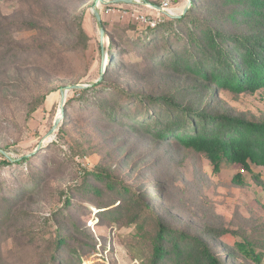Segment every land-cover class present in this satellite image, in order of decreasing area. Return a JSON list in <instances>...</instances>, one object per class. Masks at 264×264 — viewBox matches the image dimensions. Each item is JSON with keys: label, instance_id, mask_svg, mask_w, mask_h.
I'll list each match as a JSON object with an SVG mask.
<instances>
[{"label": "rangeland", "instance_id": "374dc122", "mask_svg": "<svg viewBox=\"0 0 264 264\" xmlns=\"http://www.w3.org/2000/svg\"><path fill=\"white\" fill-rule=\"evenodd\" d=\"M187 2L174 0L173 6L179 12ZM90 3L0 0V150L10 159L30 157L24 164L3 165L0 155V195L16 191L28 175L42 178L30 194L11 203L9 216L0 225V264H42L47 259L57 227L68 226L53 212L70 193L87 239L93 237L79 264H140L144 250L135 242V229L102 218L100 213L108 208L99 209L96 201L87 202L73 190L82 181V172L96 166L127 185H147L155 199L160 194L161 199L150 203L174 227L197 230L217 217L230 226L264 218L263 166L250 163L247 169L223 161L215 171L205 156L175 142L161 143L141 130L98 120L75 89H67L61 98V89L89 85L104 72L107 53ZM95 5L99 11L96 0ZM106 18L103 12L101 20ZM24 21H34L40 29H21ZM77 22L88 35L85 46L78 38ZM132 22L109 15L108 31L112 25ZM8 23L20 30H10ZM10 50L17 55L8 56ZM134 57L140 56H124ZM141 67L119 71L118 77L112 74L111 82L151 92L172 81L167 71L151 73ZM219 97L234 113L264 118V88L240 94L221 91Z\"/></svg>", "mask_w": 264, "mask_h": 264}, {"label": "trees", "instance_id": "16d2710c", "mask_svg": "<svg viewBox=\"0 0 264 264\" xmlns=\"http://www.w3.org/2000/svg\"><path fill=\"white\" fill-rule=\"evenodd\" d=\"M154 4L158 6V0ZM90 6L95 7V0ZM98 24L104 30L102 44L107 53L103 75L75 89L79 101L92 107L98 120L141 130L161 143L175 142L205 156L215 171L223 161L247 169L250 163L264 167V118L234 113L219 97L221 91L240 94L264 88V0H190L183 14L167 17L154 28L135 21L112 25L108 31L106 21ZM12 25L7 24L10 30H20ZM21 26L40 29L34 21ZM77 34L85 46L88 35L81 22H77ZM128 53L140 57L125 59ZM11 55L17 52L8 51ZM130 67L167 71L172 81L151 92L111 82L113 75L118 77L119 71ZM0 155L3 165L24 164L30 158ZM235 178L240 180L239 173ZM41 179L28 175V182L16 191L0 195V225L8 218L11 203L30 194ZM154 186L158 190L157 183ZM73 190L87 202L96 201L99 209L108 208L100 213L102 218L135 229V242L144 250L140 264H264V218L260 216L240 225H227L217 217L197 230L174 227L150 203L161 199L160 194L155 199L147 185H127L98 166L84 170ZM72 196L67 194L53 212L68 226L57 227L42 264H79L85 248L92 247L93 237L87 239Z\"/></svg>", "mask_w": 264, "mask_h": 264}, {"label": "built area", "instance_id": "2783aa9c", "mask_svg": "<svg viewBox=\"0 0 264 264\" xmlns=\"http://www.w3.org/2000/svg\"><path fill=\"white\" fill-rule=\"evenodd\" d=\"M155 1L157 0H132V3L123 4L112 3V0H96V4L100 5V15L104 12L107 15H116L121 18L128 17L150 28L164 22L167 17H176L182 14V9L178 12V8L173 6L174 0H158L159 8L154 4ZM104 3L107 6H103ZM141 7L146 8V10L141 9ZM95 8H97L96 5ZM155 8H158L160 12L153 14Z\"/></svg>", "mask_w": 264, "mask_h": 264}, {"label": "water", "instance_id": "95a60500", "mask_svg": "<svg viewBox=\"0 0 264 264\" xmlns=\"http://www.w3.org/2000/svg\"><path fill=\"white\" fill-rule=\"evenodd\" d=\"M112 3H123V4H128V3H132V0H112ZM189 3H190V0H188L187 5L184 7V9H183V11H182V14L187 10ZM156 7L159 8V6H156ZM92 12H93V14H94V17H95L96 22L99 23V22L101 21V15H100L99 11L94 7V8H92ZM179 16H180V15H177V17H179ZM103 35H104V30H103L102 27H100V28H99V36H100V41H101V42H102V40H103ZM103 68H104V67H103ZM100 77H101V76H100ZM100 77H99V79H100ZM85 86H87V85H86V84H72V85H68V86L66 87V89H61V90H60L61 98H62V99L64 98L67 89H80V88H83V87H85ZM59 118H60V117H59ZM59 118L57 117V118L55 119V122H54V126H53V127H55V125H56V123L58 122ZM38 148H40V145L38 146ZM0 152H2V153L4 154V152H3L2 150H0ZM7 157H8V156H7Z\"/></svg>", "mask_w": 264, "mask_h": 264}, {"label": "crops", "instance_id": "0c3cea01", "mask_svg": "<svg viewBox=\"0 0 264 264\" xmlns=\"http://www.w3.org/2000/svg\"><path fill=\"white\" fill-rule=\"evenodd\" d=\"M141 9L146 10V8H144V7H141ZM158 12H160V10L158 8H155V11L153 12V14H155V13L157 14ZM104 21L109 22V15H107V18Z\"/></svg>", "mask_w": 264, "mask_h": 264}]
</instances>
